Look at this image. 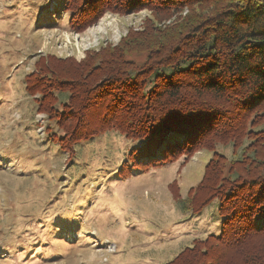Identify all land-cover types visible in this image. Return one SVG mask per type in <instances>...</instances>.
Masks as SVG:
<instances>
[{"label": "trees", "instance_id": "obj_1", "mask_svg": "<svg viewBox=\"0 0 264 264\" xmlns=\"http://www.w3.org/2000/svg\"><path fill=\"white\" fill-rule=\"evenodd\" d=\"M142 8L138 30L79 61L39 55L24 89L67 159L107 131L131 141L121 179L210 152L197 183L172 194L191 215L217 199L220 231L163 264H264V0H58L50 13L81 32Z\"/></svg>", "mask_w": 264, "mask_h": 264}, {"label": "rangeland", "instance_id": "obj_2", "mask_svg": "<svg viewBox=\"0 0 264 264\" xmlns=\"http://www.w3.org/2000/svg\"><path fill=\"white\" fill-rule=\"evenodd\" d=\"M57 3L0 0V264H163L192 238L220 231L217 199L191 215L172 194L184 197L197 183L210 152L121 179L117 168L133 143L114 131L78 146L71 159L52 145L50 122L24 89L35 59L79 61L151 18L145 8L108 11L74 32L66 12L50 13ZM218 150L231 156L230 146Z\"/></svg>", "mask_w": 264, "mask_h": 264}]
</instances>
